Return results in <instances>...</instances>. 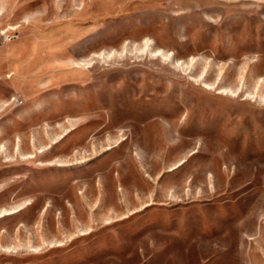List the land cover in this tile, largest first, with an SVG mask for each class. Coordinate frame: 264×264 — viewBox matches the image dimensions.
I'll return each instance as SVG.
<instances>
[{
  "label": "rangeland",
  "instance_id": "rangeland-1",
  "mask_svg": "<svg viewBox=\"0 0 264 264\" xmlns=\"http://www.w3.org/2000/svg\"><path fill=\"white\" fill-rule=\"evenodd\" d=\"M0 264H264V0H0Z\"/></svg>",
  "mask_w": 264,
  "mask_h": 264
}]
</instances>
